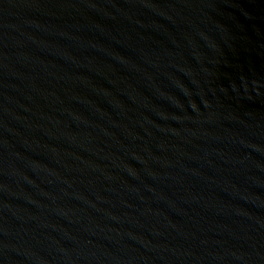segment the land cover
<instances>
[{
    "label": "water",
    "instance_id": "1",
    "mask_svg": "<svg viewBox=\"0 0 264 264\" xmlns=\"http://www.w3.org/2000/svg\"><path fill=\"white\" fill-rule=\"evenodd\" d=\"M0 264H264V0H0Z\"/></svg>",
    "mask_w": 264,
    "mask_h": 264
}]
</instances>
